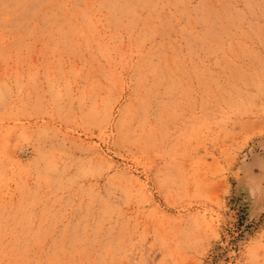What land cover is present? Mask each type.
I'll return each mask as SVG.
<instances>
[{
    "label": "rangeland",
    "instance_id": "374dc122",
    "mask_svg": "<svg viewBox=\"0 0 264 264\" xmlns=\"http://www.w3.org/2000/svg\"><path fill=\"white\" fill-rule=\"evenodd\" d=\"M253 150L264 0H0V264H264Z\"/></svg>",
    "mask_w": 264,
    "mask_h": 264
},
{
    "label": "water",
    "instance_id": "95a60500",
    "mask_svg": "<svg viewBox=\"0 0 264 264\" xmlns=\"http://www.w3.org/2000/svg\"><path fill=\"white\" fill-rule=\"evenodd\" d=\"M258 154H259V152H257L256 150H253L251 152V160H250V162L247 165L244 166V173L247 172L246 171V167H248L249 164L253 163L254 160H255L254 162H256V159L257 158H259V159L257 160L256 164H259V162H261L262 160H264V153L259 154V155ZM254 177H256L260 181V187L262 188L264 186V174L262 176L261 174L258 173Z\"/></svg>",
    "mask_w": 264,
    "mask_h": 264
},
{
    "label": "bare ground",
    "instance_id": "6f19581e",
    "mask_svg": "<svg viewBox=\"0 0 264 264\" xmlns=\"http://www.w3.org/2000/svg\"><path fill=\"white\" fill-rule=\"evenodd\" d=\"M256 161H257V159H256ZM255 163H256V162H255ZM251 166H252V165H251ZM253 168H254V167H253ZM255 169H257V170L261 169L260 172L262 171V167H258V168L255 167L253 171H255ZM251 170H252V169H251ZM257 170H256V171H257ZM256 173H257V172H256ZM258 173H259V171H258ZM262 173H263V171H262ZM262 175H263V174H262ZM254 176H255V175H254ZM255 183H256V182H255ZM258 183H259V182H258ZM258 183H257V184H258ZM259 185H260V184H259ZM262 191H263V190H262ZM261 193H262V192H261ZM263 205H264V204H263ZM263 208H264V207H263Z\"/></svg>",
    "mask_w": 264,
    "mask_h": 264
}]
</instances>
